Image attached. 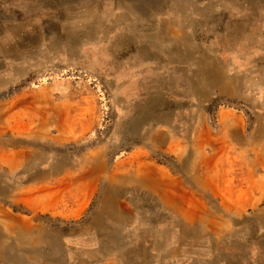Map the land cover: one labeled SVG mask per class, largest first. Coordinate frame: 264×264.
<instances>
[{
    "label": "rangeland",
    "instance_id": "rangeland-1",
    "mask_svg": "<svg viewBox=\"0 0 264 264\" xmlns=\"http://www.w3.org/2000/svg\"><path fill=\"white\" fill-rule=\"evenodd\" d=\"M223 110L264 126V0H0V264H264V146Z\"/></svg>",
    "mask_w": 264,
    "mask_h": 264
},
{
    "label": "crops",
    "instance_id": "crops-1",
    "mask_svg": "<svg viewBox=\"0 0 264 264\" xmlns=\"http://www.w3.org/2000/svg\"><path fill=\"white\" fill-rule=\"evenodd\" d=\"M201 130H204V132L206 133L207 132L206 126H204V128ZM218 130L222 133L221 134L222 137L219 140L220 142H216V143L220 144L221 146H227V145L264 146V126H261V125L257 126L256 129H254V131L256 130V133H253L251 138H246V137H244L245 136L244 130H243L242 124H241V116L235 112H230L228 110L221 111V113L219 114ZM159 134H161V135L157 136V139H156L157 141L152 142L153 146L156 147L157 149H160L163 151H170L169 148L172 147L173 142H164V140H165L164 137L166 136L165 132H161ZM208 143H210V142H207L205 140L202 141L200 139L198 140V142H193L194 145L198 144L199 146H205ZM253 162L255 163L254 167L264 168V153L257 154L256 156H254ZM137 176H135L136 178H135V182H134L136 185H138L142 189L150 191L152 194H156L152 190H150L146 187H143L139 183H137V182H140L139 177H137ZM157 176L156 177L154 176V178L152 180H154L156 182L161 181V178L157 177ZM181 193H183V192H179L178 194H181ZM251 194L254 195V193H252V192H251ZM252 200H254V199L251 196L248 197L247 201L239 200V193L237 191V193L234 196V199L232 201V203L234 205L233 208L236 210H248L250 207H252L254 205V204H251ZM123 205L122 204L120 205L122 207V209L123 210L127 209L125 204H123ZM165 205H166V208L169 210L181 211V210L186 209V207L181 206L180 202H177V204L175 202H173L171 204L167 202V203H165ZM126 221L127 220H125V219L124 220L118 219V222H120V223H126ZM29 229H30V227H29ZM109 234H112V233H109ZM93 235H95V237L98 236L96 231L93 232ZM78 236H79V234H78ZM76 239H77V236L75 237V240ZM81 242H83V241H81ZM77 243H79V242L77 241ZM127 244L130 245V243H127V242L123 243V245H122V243L118 244L117 242H114L113 247L112 246L111 247L112 248H118V245H121L122 247L120 246L119 250H124L125 255H127V252H133V253H135L134 255L136 257H138L140 259L143 257L142 251H143V249H145L143 242H139V243L136 242L135 243L136 247H134V248L133 247L127 248L126 247ZM115 257H117V255L114 256V258ZM151 257H152V255H151ZM171 257H174V255H172ZM108 260L105 259V261H104V259H100V261H99L100 263H96V264H107V262H108V264H121V263H119V260L117 258L113 259L112 257H110ZM92 263H93V261L91 260L89 264H92Z\"/></svg>",
    "mask_w": 264,
    "mask_h": 264
},
{
    "label": "bare ground",
    "instance_id": "bare-ground-1",
    "mask_svg": "<svg viewBox=\"0 0 264 264\" xmlns=\"http://www.w3.org/2000/svg\"><path fill=\"white\" fill-rule=\"evenodd\" d=\"M134 5H135V4H134ZM85 8H86V7H85ZM72 9H73V8H72ZM79 10H80V9H79ZM83 10H84V9H83ZM7 11H8V10H7ZM72 15H73V14L71 13V16H72ZM90 17H91V16H90ZM70 18H71V17H70ZM6 19H7V18H6ZM66 19H67V18H66ZM3 20H4V19H3ZM76 20H77V19H76ZM70 21H71V20H70ZM32 23H33V22H32ZM34 26H35V25H34ZM36 26H37V25H36ZM40 27H41V26H40ZM40 27H39V28H40ZM19 29H20V28H19ZM21 31H23V29H22ZM26 32H27V31H26ZM29 32H30V31H29ZM31 32H32V31H31ZM31 32H30V33H31ZM35 33H37V32L35 31ZM35 33H34V34H35ZM39 33H40V32H39ZM34 34H33V35H34ZM31 36H32V35H31ZM22 37H23V36H22ZM28 37H30V36H28ZM28 37H27V38H28ZM30 38H31V37H30ZM32 38H33V37H32ZM38 39H39V37H38ZM8 43H9V40H8ZM1 47H2V46H1ZM4 47H5V46H4ZM10 47H11V46H10ZM13 51H14V50H13ZM5 53H6V52H5ZM11 54H12V53H11ZM191 75H192V73H191ZM226 120H227V119H226ZM147 173H148V172H147ZM147 173H146V174H147ZM152 173H154V172H152ZM152 173H151V174H152ZM155 173H156V172H155ZM144 174H145V173H144ZM115 176H116V175H115ZM154 176L156 177V174L153 175V176H150V175L147 176V175H146L145 177H147L148 180H151V182L153 181L154 183H152V184H157L156 181L152 180V179L154 178ZM119 177H120V176H119ZM117 179H118V178H117ZM120 179H121V178H120ZM120 179H119V180H120ZM148 180H145V181H147V182H146L147 185H148ZM111 181H113V180H111ZM109 182H110V181H109ZM114 182H115V181H114ZM120 182H121V181H120ZM140 182L142 183V181H140ZM140 182H139V184H140ZM117 184H118V183H117ZM119 184H120V183H119ZM143 184H145V182L142 183V185H143ZM149 184H150V183H149ZM145 185H146V184H145ZM109 186H110V185H109ZM146 187H148V186H146ZM150 187H151V186H150ZM153 187H155V186H153ZM153 187H152V188H153ZM156 187H157V185H156ZM110 190H111V189H110ZM152 190H154V189H152ZM110 192H112V191H110ZM124 196H125V195H124ZM163 196H164V195H163ZM114 197H115V196L111 195V193H109V191H108L107 196L105 197V201H104L105 206H106L107 210L110 212V214H112V217H116V215H117V214L115 213L116 211H117V212H120V210H123L122 207H121L120 205H118V204L114 201ZM122 201H123V200H122ZM176 204H177V203H176ZM122 205H123V204H122ZM123 206H124V205H123ZM125 210H126V209H125ZM125 210H123V211H125ZM126 212H127V211H126ZM188 213H189V212H188ZM118 216L121 217V214H119ZM118 216H117V218H118V219H121V218H119ZM209 221H210V220H209ZM212 221H213V220H212ZM213 222H214V221H213ZM215 223H216V222H215ZM215 223H214V225H215ZM127 224H128V223H127ZM212 224H213V223H212ZM27 226H28V224H27ZM216 226H217V225H216ZM124 227H125V226H124ZM217 230H218V229H217ZM0 234H1V233H0ZM142 234H143V233H142ZM96 237H97V236H96ZM182 241H183V240H182ZM92 243H93V242H92ZM95 243H96V242H95ZM95 243H93V245H95ZM138 243H139V242H138ZM150 245H151V244H150ZM192 245H193V244H192ZM79 246H80V245H79ZM82 247H83V246H82ZM86 247H87V246H86ZM88 247H89V246H88ZM90 247H91V246H90ZM135 247H136V246H135ZM139 247H140V246H139ZM139 249H140V248H139ZM185 249H186V248H185ZM185 249H184V250H185ZM146 251H147V250H146ZM146 251H145V252H146ZM148 252H149V251H148ZM127 254H128V253H127ZM151 255H152V254H151ZM8 257H9V256H8Z\"/></svg>",
    "mask_w": 264,
    "mask_h": 264
}]
</instances>
